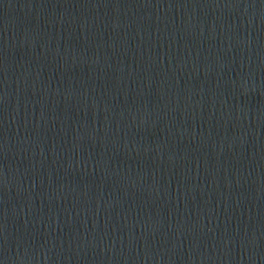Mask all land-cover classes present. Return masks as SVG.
<instances>
[{"label":"water","instance_id":"water-1","mask_svg":"<svg viewBox=\"0 0 264 264\" xmlns=\"http://www.w3.org/2000/svg\"><path fill=\"white\" fill-rule=\"evenodd\" d=\"M197 92L264 216V0H134Z\"/></svg>","mask_w":264,"mask_h":264}]
</instances>
